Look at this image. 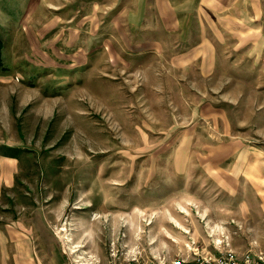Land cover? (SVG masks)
Instances as JSON below:
<instances>
[{
  "label": "rangeland",
  "instance_id": "rangeland-1",
  "mask_svg": "<svg viewBox=\"0 0 264 264\" xmlns=\"http://www.w3.org/2000/svg\"><path fill=\"white\" fill-rule=\"evenodd\" d=\"M255 6L251 21L243 0H0V240L22 222L61 264L244 245L211 120L244 136L264 102Z\"/></svg>",
  "mask_w": 264,
  "mask_h": 264
},
{
  "label": "crops",
  "instance_id": "crops-1",
  "mask_svg": "<svg viewBox=\"0 0 264 264\" xmlns=\"http://www.w3.org/2000/svg\"><path fill=\"white\" fill-rule=\"evenodd\" d=\"M243 1L250 8L252 7L251 21H253V16L257 14L258 9L255 5L261 0ZM247 1H250V3ZM230 8H235L233 12L234 27L222 24H220V27H224L229 32H236L238 31L237 4L230 5ZM231 22L230 19V24ZM215 28H218V26L215 25ZM248 30H253V24ZM250 42L251 44L247 43V47L251 45V48L262 49L261 63L264 65V41ZM215 44L217 46L219 43L216 41ZM198 47L200 48V45ZM201 48L208 49L202 53L203 61L208 60L210 57L215 58L214 56L217 54L216 47L210 41L204 40ZM253 55L256 59L260 58L254 53ZM261 72L262 78H264V66H262ZM204 77L207 78L209 75ZM257 92L258 95L264 96V88L257 89ZM206 103L209 109L211 103L208 99ZM215 111L214 108V120H211V127L214 128L213 136L215 138L224 135L226 143L229 144L224 150L219 149L218 152L221 153V158L230 159L229 171H222L225 174L224 176L217 174L215 176L220 188L224 189L222 192H229L230 214L234 222L247 227L244 231L246 234L244 245L235 243L236 248L234 250L237 252L253 250L264 253V102L256 110L255 115L247 116L246 134L244 136L234 134L231 123L228 135L219 131L222 125L220 122L217 124L219 115ZM18 225L21 227L17 228L16 226L17 230L14 229L13 224L7 225L3 230V239L0 240V259H3L1 262L5 264H61L56 254H53V259L50 258L47 263L45 242L38 239L35 243L31 237L32 228L26 226L24 228L22 222Z\"/></svg>",
  "mask_w": 264,
  "mask_h": 264
},
{
  "label": "built area",
  "instance_id": "built-area-1",
  "mask_svg": "<svg viewBox=\"0 0 264 264\" xmlns=\"http://www.w3.org/2000/svg\"><path fill=\"white\" fill-rule=\"evenodd\" d=\"M226 244V248L214 249L213 253L210 251L200 253L197 247L192 250L190 256L179 254L170 261L160 259L155 255L143 257L132 251L125 258V262L126 264H264V253L253 250L237 252L230 248L228 243Z\"/></svg>",
  "mask_w": 264,
  "mask_h": 264
},
{
  "label": "trees",
  "instance_id": "trees-1",
  "mask_svg": "<svg viewBox=\"0 0 264 264\" xmlns=\"http://www.w3.org/2000/svg\"><path fill=\"white\" fill-rule=\"evenodd\" d=\"M1 46V45H0Z\"/></svg>",
  "mask_w": 264,
  "mask_h": 264
}]
</instances>
